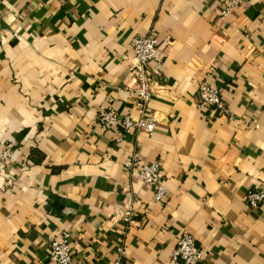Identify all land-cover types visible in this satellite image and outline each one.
Returning a JSON list of instances; mask_svg holds the SVG:
<instances>
[{
  "label": "crops",
  "instance_id": "0c3cea01",
  "mask_svg": "<svg viewBox=\"0 0 264 264\" xmlns=\"http://www.w3.org/2000/svg\"><path fill=\"white\" fill-rule=\"evenodd\" d=\"M0 0V264H53L63 232L91 264H184L171 258L190 231L203 264H264V0ZM154 33L159 61L152 134L100 128L131 77L130 40ZM221 90L227 113L198 103V82ZM157 160L167 189L154 202L124 168ZM131 223L122 211L133 199ZM125 264V263H122Z\"/></svg>",
  "mask_w": 264,
  "mask_h": 264
},
{
  "label": "built area",
  "instance_id": "2783aa9c",
  "mask_svg": "<svg viewBox=\"0 0 264 264\" xmlns=\"http://www.w3.org/2000/svg\"><path fill=\"white\" fill-rule=\"evenodd\" d=\"M240 0H225V7L221 16H225L231 7L237 5ZM159 41L157 36L149 32L147 34H135L130 40L134 61L130 64L131 77L123 87H117L115 93L122 92L132 102V107L137 111L133 116L129 113L120 114L113 105H108L99 112L97 122L104 130L114 129L120 137L131 132L152 134L156 127V118L149 112L148 104L151 100L156 82V72L151 63L159 61ZM198 103L227 113L222 98L221 90L206 80L198 82ZM15 162L14 152L10 146L0 153V174L6 171V167ZM124 168L132 172L149 187L154 202H163L167 189L164 184L162 166L157 160H142L138 152H132L124 160ZM246 202L251 208H257L264 203V182H260L246 193ZM136 211V199L134 198L122 211L124 220L131 223ZM118 255L115 264H128L126 252L122 246L117 249ZM171 258L181 260L184 264H203V251L197 243L195 236L188 230L182 231L177 237ZM49 260L53 264H91L78 256L76 242L70 241V235L63 232L61 239L54 238L50 242Z\"/></svg>",
  "mask_w": 264,
  "mask_h": 264
}]
</instances>
